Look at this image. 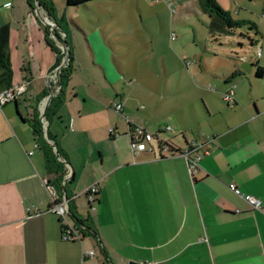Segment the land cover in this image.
Here are the masks:
<instances>
[{"label":"crops","instance_id":"obj_1","mask_svg":"<svg viewBox=\"0 0 264 264\" xmlns=\"http://www.w3.org/2000/svg\"><path fill=\"white\" fill-rule=\"evenodd\" d=\"M38 1L0 0V27L10 28L11 87L26 85L0 106V264H264V63L257 62L260 75L258 67L222 73L198 47L192 59L185 51L151 68L139 54L129 59L132 26L124 11ZM84 6L86 23L74 18ZM58 43L70 49L72 66L47 129L68 161L64 194L78 196L70 215L81 229L78 241L62 240L60 217L48 211L44 180L53 176L35 148ZM231 86L234 103L223 98ZM7 88L0 80V92ZM118 101L126 126L118 125ZM143 124L155 136L153 150L135 154L129 130ZM193 144L202 146L191 153L200 157L191 174L180 153ZM96 182L91 205L85 191ZM231 183L261 199V209H251Z\"/></svg>","mask_w":264,"mask_h":264},{"label":"rangeland","instance_id":"obj_2","mask_svg":"<svg viewBox=\"0 0 264 264\" xmlns=\"http://www.w3.org/2000/svg\"><path fill=\"white\" fill-rule=\"evenodd\" d=\"M47 1H52L56 8L65 4L64 0ZM216 1L230 13L233 21L231 26L225 24V31L210 27L211 19L200 0H97L86 3V6L91 11H124L132 26L128 36V41L131 42L129 59L135 60L137 55H134L139 54L138 62L151 68L154 63L162 64L164 60L173 64L170 63L171 60L178 59L185 51L192 54V59L193 52L198 47H205L208 59L216 64L219 71L223 70L222 73L230 72L233 68L247 71L257 69V62L264 63V17L261 15L264 0ZM81 11L83 12L76 13L74 18L86 23L91 13L85 6ZM166 30L168 36L165 34ZM172 33L179 39L171 41ZM259 49L262 50L260 57L257 55ZM119 102L122 101L116 103ZM117 115L118 125L126 126L130 122L127 111L122 114L117 112ZM135 127L148 128L146 124ZM111 128L114 129V125ZM131 130L132 128L129 135ZM123 139L126 141L127 138ZM124 140H121V144H125ZM81 199L85 200V197L82 196ZM84 209L86 214L91 213L87 201L84 202Z\"/></svg>","mask_w":264,"mask_h":264},{"label":"built area","instance_id":"obj_3","mask_svg":"<svg viewBox=\"0 0 264 264\" xmlns=\"http://www.w3.org/2000/svg\"><path fill=\"white\" fill-rule=\"evenodd\" d=\"M34 4L36 6H39V1L34 0ZM262 16L264 17V9ZM47 23L50 26L51 31L53 32L55 29V23L52 20L47 19ZM174 37V36H173ZM58 51L57 56L58 60L55 64V66L51 69L48 75V79L50 82V92L47 94L46 97L43 98L42 103L40 104V122L41 126L43 128L44 134L47 137V127H48V120L46 117V110L51 102V100L58 96L62 89L61 84V75L63 74V71L68 67L70 62V56H69V48L66 44L58 43ZM26 92V85L18 84L15 85L9 89H5L4 91L0 92V106H3L7 104L8 102H12L18 99L19 96L24 94ZM224 100L228 101L229 103L235 102V87L231 86L223 96ZM115 109L119 113H124V103L119 102L115 104ZM46 124V125H45ZM169 129V128H168ZM110 133L117 134L115 129H110ZM131 136V147L133 152L139 153L142 151L147 150H153V148L150 146V144L154 141L155 136L148 132L146 129L141 127H134L130 131ZM201 144H193L192 146L188 147L184 152H181L180 154L184 156L188 163H189V170L190 173H194L199 168V155L192 157L191 153L197 151L201 148ZM35 148H39V144H35ZM33 151L29 152V155H31ZM64 162V161H63ZM68 165V164H66ZM70 176V171L68 170L62 184L65 185L66 180ZM45 185L51 189V205L48 209L49 212H52L60 217L61 221V239L64 241H78L82 240V234L81 229L79 228L78 224L71 220V203L73 199L77 198L75 197H69L67 194L60 195L56 188H54L51 184V181L49 178H46L44 180ZM229 189L234 192L236 195L244 199L251 207V209H261L262 207V201L256 196H253L251 194H246L241 191V189L234 183H231L229 185ZM99 190V184L98 182L94 183L90 187H88L85 191V195L89 201V203L92 205L96 201V196ZM34 212H38L37 209L34 210ZM90 256H93L94 252L90 251L88 253ZM149 264H155V263H149Z\"/></svg>","mask_w":264,"mask_h":264},{"label":"trees","instance_id":"obj_4","mask_svg":"<svg viewBox=\"0 0 264 264\" xmlns=\"http://www.w3.org/2000/svg\"><path fill=\"white\" fill-rule=\"evenodd\" d=\"M97 0H67V6L68 7H79L82 5H85L86 3L93 2ZM202 6L204 7V10L206 13L209 14V17L211 19V25L210 27L220 29L225 24L228 26H231L232 20L230 15L224 11L217 3L216 0H200ZM44 4L45 8L47 7L46 3ZM216 24L217 26H215ZM9 35H10V28L8 25H3L0 27V80L6 84L8 87L7 89L11 88L12 86V76H13V70L11 67V62L9 58V54L7 51L8 48V43H9ZM58 51V48H56ZM69 56H70V62L68 67L63 71V74L61 75V84H62V89L61 92L58 96L54 97L47 110H46V117L47 120L49 121L51 117L56 114L58 111L61 103H62V94H63V88L64 85H66L67 75L70 67L72 66V54L69 49ZM262 67L258 65V70L257 74H261ZM34 129H35V134L39 136L40 141H39V147L42 148V150L45 153V158H46V164H47V169L49 173L53 176V179L49 178L51 181V184L58 193L62 196L64 195V187L65 185L62 184L65 175L67 174L66 171L69 170L68 161L64 154L61 152L59 149L58 144L56 141L52 138L50 133L47 131V137L44 138V131L41 126V122H35L34 124ZM64 161V162H63ZM103 264H108V263H103Z\"/></svg>","mask_w":264,"mask_h":264},{"label":"water","instance_id":"obj_5","mask_svg":"<svg viewBox=\"0 0 264 264\" xmlns=\"http://www.w3.org/2000/svg\"><path fill=\"white\" fill-rule=\"evenodd\" d=\"M129 264H146V263H141V262H137V261H129Z\"/></svg>","mask_w":264,"mask_h":264}]
</instances>
